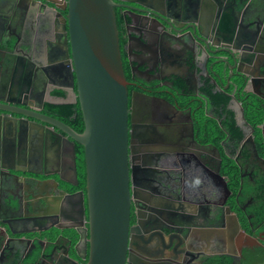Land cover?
Wrapping results in <instances>:
<instances>
[{
  "label": "flooded vegetation",
  "instance_id": "obj_1",
  "mask_svg": "<svg viewBox=\"0 0 264 264\" xmlns=\"http://www.w3.org/2000/svg\"><path fill=\"white\" fill-rule=\"evenodd\" d=\"M58 1L0 0L22 21L0 37V100L60 121L46 105L77 102ZM113 1L133 115L125 264H239L264 245V0ZM53 130L0 110V264L88 262L85 168Z\"/></svg>",
  "mask_w": 264,
  "mask_h": 264
},
{
  "label": "water",
  "instance_id": "obj_2",
  "mask_svg": "<svg viewBox=\"0 0 264 264\" xmlns=\"http://www.w3.org/2000/svg\"><path fill=\"white\" fill-rule=\"evenodd\" d=\"M58 2H53L51 12L55 15V24H61V45L73 86L76 85L75 98L83 118V132L76 133L59 120L4 100H0V110L58 130L59 134L52 132L70 147L74 176L75 145L83 147L88 233L87 230L78 233L88 249L87 264H125L133 171L129 164V125L133 123V115H130L128 83L122 64L117 4L113 0ZM239 113L242 118L240 108ZM24 147L15 140L19 155ZM79 196L83 205L84 197Z\"/></svg>",
  "mask_w": 264,
  "mask_h": 264
},
{
  "label": "trees",
  "instance_id": "obj_3",
  "mask_svg": "<svg viewBox=\"0 0 264 264\" xmlns=\"http://www.w3.org/2000/svg\"><path fill=\"white\" fill-rule=\"evenodd\" d=\"M119 19L117 18V23ZM56 94H59L61 96L64 95L63 92H55ZM222 102H226V98H222ZM46 111L53 113L52 115L60 119V121L64 122L66 125H68L70 128H72L77 133H82L84 129V123L82 114L80 111L79 104H65V105H52L47 104L46 105ZM192 112L195 114V117L197 120L204 119L205 118V110L202 103L196 104L192 108ZM200 126L202 127L203 124L200 122ZM212 127V125L210 126ZM77 152H78V169L80 175H84V162H83V149L81 146L77 145ZM233 164V163H232ZM235 172L231 175V178L233 181L238 183L237 181V167L235 164H233ZM244 198H242L243 200ZM264 211V208H262V212ZM264 230V227H263ZM206 264H230V261L227 257L221 256V257H215L213 259H210ZM239 264H264V245L262 247H255V248H249L244 249L242 252V256L240 259Z\"/></svg>",
  "mask_w": 264,
  "mask_h": 264
},
{
  "label": "crops",
  "instance_id": "obj_4",
  "mask_svg": "<svg viewBox=\"0 0 264 264\" xmlns=\"http://www.w3.org/2000/svg\"><path fill=\"white\" fill-rule=\"evenodd\" d=\"M7 3L11 5L9 2ZM19 18V16H15L14 14H11L9 17H5L3 14H0V37L6 35L2 38L5 39L10 37L11 40L16 39L15 35H18L20 28H22V21L20 22Z\"/></svg>",
  "mask_w": 264,
  "mask_h": 264
}]
</instances>
